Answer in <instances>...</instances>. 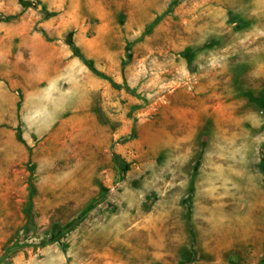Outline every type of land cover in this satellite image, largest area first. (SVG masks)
Masks as SVG:
<instances>
[{
  "label": "rangeland",
  "instance_id": "1",
  "mask_svg": "<svg viewBox=\"0 0 264 264\" xmlns=\"http://www.w3.org/2000/svg\"><path fill=\"white\" fill-rule=\"evenodd\" d=\"M263 92L264 0H0V264H264Z\"/></svg>",
  "mask_w": 264,
  "mask_h": 264
},
{
  "label": "trees",
  "instance_id": "2",
  "mask_svg": "<svg viewBox=\"0 0 264 264\" xmlns=\"http://www.w3.org/2000/svg\"><path fill=\"white\" fill-rule=\"evenodd\" d=\"M51 16H52V13H46V18H49ZM66 43L71 47V49H72V51L74 52L75 55L80 57L86 64H88L90 66V68H93L92 65L88 62V60L82 55V53L75 46V43L73 41V34L72 33H70L68 35ZM95 72H97V71H95ZM263 98H264V92H263ZM126 168H128V166Z\"/></svg>",
  "mask_w": 264,
  "mask_h": 264
}]
</instances>
